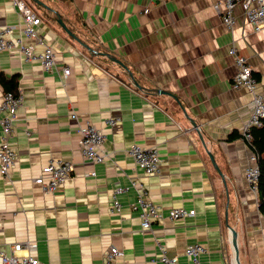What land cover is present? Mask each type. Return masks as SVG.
<instances>
[{
	"label": "crops",
	"instance_id": "crops-1",
	"mask_svg": "<svg viewBox=\"0 0 264 264\" xmlns=\"http://www.w3.org/2000/svg\"><path fill=\"white\" fill-rule=\"evenodd\" d=\"M20 1L40 17L56 68L0 54V80L24 97L10 140L16 158L8 176L0 174V249L31 245L17 255L42 264H101L111 247L124 253L119 264H160V247L177 264H264V215L245 180L255 153L240 137L252 97L231 88L229 54L234 47L248 60L264 96V28L255 32L237 6L228 30L218 0ZM5 24H20L10 0H0ZM5 92L0 82V99ZM87 122L105 135L103 163L80 154L77 131ZM133 145L157 149L158 175L134 165ZM51 161L74 171L45 194L33 180ZM117 187L126 190L112 214ZM142 192L164 214L146 231L131 209ZM171 209L194 215L172 221ZM194 244L206 249L196 263L183 254Z\"/></svg>",
	"mask_w": 264,
	"mask_h": 264
},
{
	"label": "built area",
	"instance_id": "built-area-1",
	"mask_svg": "<svg viewBox=\"0 0 264 264\" xmlns=\"http://www.w3.org/2000/svg\"><path fill=\"white\" fill-rule=\"evenodd\" d=\"M12 6L18 11L20 16L19 25L0 26V54L17 53L24 62L39 63L45 72H51L56 68V59L54 51L48 43L42 39L39 29L42 21L32 10L20 0H10ZM218 6L223 8L220 14L222 24L231 30L235 24L236 17L233 14L235 7L241 8L244 19L253 27L255 32L264 28V0H218ZM147 14L148 10L145 9ZM18 31V36L14 33ZM229 54L233 57L236 68L235 75L231 79V88L233 90H244L249 93L251 99V112L247 121L242 125L240 137L250 146L251 129L260 128L264 120V96L257 91V82L252 74V69L248 65V60L240 55L232 47ZM62 74L66 77L69 74L68 68L62 69ZM23 95H14L5 92L0 99V114H5L0 118L1 138H0V174L8 176L12 168L16 155L10 148V140L13 135L14 123L17 119V111L22 106ZM76 118L75 114L71 115ZM109 125L115 123L114 120L108 121ZM78 147L82 158L88 163L99 164L108 159V154L103 150L105 135L87 122L78 131ZM129 156L134 165L139 168L146 176H154L160 173V155L156 148H144L140 145H133L129 149ZM252 163L246 169L245 180L249 189L256 194L257 181L259 176L258 157L253 155L250 159ZM74 167L69 162L51 161L42 168L38 177L33 180L41 191L45 194L58 192L70 178ZM94 175V174H93ZM126 189L117 187L110 195V212L117 214L121 210V205L117 196ZM134 211L140 210L139 218L143 230H150L152 225L164 218L163 209L154 204L145 192L138 195L136 203L131 205ZM194 211H185L183 209L169 210L167 217L174 221L192 217ZM31 245L15 244L11 251L6 253L0 249L1 264H42L36 258L30 256H18L17 253L22 249H30ZM161 253L157 258L160 264H177V257H168L165 251L160 247ZM206 252L203 245L194 244L185 248L183 254L190 261L196 263L198 257ZM124 257V253L114 247L109 248L101 264H119V260Z\"/></svg>",
	"mask_w": 264,
	"mask_h": 264
},
{
	"label": "trees",
	"instance_id": "trees-1",
	"mask_svg": "<svg viewBox=\"0 0 264 264\" xmlns=\"http://www.w3.org/2000/svg\"><path fill=\"white\" fill-rule=\"evenodd\" d=\"M5 91L11 92L14 88L13 81L10 83L0 80ZM251 143L250 147L258 157L259 176L257 181V199H258V211L264 215V120L260 128L251 129Z\"/></svg>",
	"mask_w": 264,
	"mask_h": 264
},
{
	"label": "water",
	"instance_id": "water-1",
	"mask_svg": "<svg viewBox=\"0 0 264 264\" xmlns=\"http://www.w3.org/2000/svg\"><path fill=\"white\" fill-rule=\"evenodd\" d=\"M57 22H58V24L62 27V29L70 36V37H72L73 39H75V40H77V38L66 28V26H65V24L62 22V20H60V18L58 17V19H57ZM78 41V40H77ZM110 60H112L113 62H115V63H117V64H119L120 65V63L118 62V61H116V60H113V59H110ZM162 94H164V93H162ZM211 161H212V163H213V160L211 159ZM213 166H214V168L216 169V171L219 173V175H220V171H219V169L216 167V165H214L213 164ZM232 246H233V249H234V252H235V255H236V258H237V260L236 261H238V247H237V243H236V234L232 231ZM237 264H239V262L237 263Z\"/></svg>",
	"mask_w": 264,
	"mask_h": 264
},
{
	"label": "rangeland",
	"instance_id": "rangeland-1",
	"mask_svg": "<svg viewBox=\"0 0 264 264\" xmlns=\"http://www.w3.org/2000/svg\"><path fill=\"white\" fill-rule=\"evenodd\" d=\"M239 253H240V262L242 263L243 262V255H242V251L239 250Z\"/></svg>",
	"mask_w": 264,
	"mask_h": 264
},
{
	"label": "bare ground",
	"instance_id": "bare-ground-1",
	"mask_svg": "<svg viewBox=\"0 0 264 264\" xmlns=\"http://www.w3.org/2000/svg\"><path fill=\"white\" fill-rule=\"evenodd\" d=\"M249 25V24H248Z\"/></svg>",
	"mask_w": 264,
	"mask_h": 264
}]
</instances>
